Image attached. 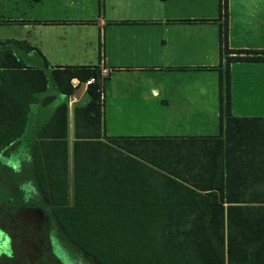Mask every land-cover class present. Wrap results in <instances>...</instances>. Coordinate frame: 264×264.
Listing matches in <instances>:
<instances>
[{
  "label": "trees",
  "instance_id": "trees-1",
  "mask_svg": "<svg viewBox=\"0 0 264 264\" xmlns=\"http://www.w3.org/2000/svg\"><path fill=\"white\" fill-rule=\"evenodd\" d=\"M10 42H0V158L18 147L47 81L45 61L25 64ZM218 42L215 135L102 136L99 69L49 70L65 96L71 78L94 80L73 109L71 204L65 103L37 130L30 160L59 228L95 264H264V116L230 114L227 70L232 61L264 62V50L228 49L225 19Z\"/></svg>",
  "mask_w": 264,
  "mask_h": 264
},
{
  "label": "crops",
  "instance_id": "crops-1",
  "mask_svg": "<svg viewBox=\"0 0 264 264\" xmlns=\"http://www.w3.org/2000/svg\"><path fill=\"white\" fill-rule=\"evenodd\" d=\"M224 19L228 49L264 50V0H0V42L11 41L7 47L12 54L29 66L39 68L46 63L45 88L34 94L37 101L30 106L18 144L31 126L29 170L37 130L65 103L67 202L72 203L73 109L82 107L88 97L86 86L80 87L82 82L76 77L70 79L72 93L61 94L49 78L52 69H99L104 77L102 136H150L108 131L106 119L113 126H204L206 133L200 134L215 135L219 70L224 68L218 33ZM227 70L230 114L264 116V62L232 61ZM34 108L38 120L30 123ZM33 203L39 207L41 229L48 230L50 252H57L64 264L60 255L74 251V245L69 240L70 247L60 242L54 245L50 207L45 199L42 204ZM42 249L38 247L39 262L28 264H49ZM75 254L71 258L77 261L79 253ZM88 258L85 264H95ZM0 264H9L1 254Z\"/></svg>",
  "mask_w": 264,
  "mask_h": 264
},
{
  "label": "rangeland",
  "instance_id": "rangeland-1",
  "mask_svg": "<svg viewBox=\"0 0 264 264\" xmlns=\"http://www.w3.org/2000/svg\"><path fill=\"white\" fill-rule=\"evenodd\" d=\"M50 87L51 85H49ZM29 120L30 123L38 120L36 108L32 110ZM155 120L158 119L155 117ZM106 128L108 131H114V133L142 132L150 136L211 135L200 134L201 132L206 133L204 132L206 129L204 126H173L161 124L113 126L109 124L108 119H106ZM215 133H218V129H216ZM30 137L31 126H28L23 134L20 146L12 151L9 157L0 158V196L2 195L0 202H3L4 205L1 207L4 210L0 212V254L9 264L36 263L39 262L38 257L40 255L38 254V247L40 246L45 251L46 263L48 261L49 264H60L61 261H58L57 252L53 255V252H50V248L46 243L45 233H48V230L45 229L44 232L41 229L36 212L39 207L36 204L34 206L28 204L30 203L28 201H39V204L43 202L41 195H39L40 193L35 183L33 172L31 168L29 170L30 163L27 155V139ZM37 193L40 197L36 195ZM16 205L18 206L16 207ZM11 208H15V210L12 212L10 211ZM51 220L53 225L52 234L56 237H50V239L54 240V245L58 246L59 242L62 245L70 244L68 243V239L62 236L63 233L52 217ZM43 225L44 223L42 222V227ZM49 234L51 235V233ZM68 246L70 247L71 245ZM71 248L74 251H68L60 255L65 260L64 264H67V262L69 264H85L88 257L81 250L78 251L75 246ZM73 252L79 253L77 261L71 258V255H76Z\"/></svg>",
  "mask_w": 264,
  "mask_h": 264
},
{
  "label": "built area",
  "instance_id": "built-area-1",
  "mask_svg": "<svg viewBox=\"0 0 264 264\" xmlns=\"http://www.w3.org/2000/svg\"><path fill=\"white\" fill-rule=\"evenodd\" d=\"M93 78L92 77H90V78H88L87 80H85L84 82H82L83 83V85L84 86H86V85H89V84H91V83H93ZM78 82H75L74 83V86L77 84Z\"/></svg>",
  "mask_w": 264,
  "mask_h": 264
},
{
  "label": "water",
  "instance_id": "water-1",
  "mask_svg": "<svg viewBox=\"0 0 264 264\" xmlns=\"http://www.w3.org/2000/svg\"><path fill=\"white\" fill-rule=\"evenodd\" d=\"M81 86H83V83H82V84H80V87H81Z\"/></svg>",
  "mask_w": 264,
  "mask_h": 264
}]
</instances>
